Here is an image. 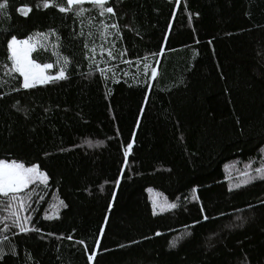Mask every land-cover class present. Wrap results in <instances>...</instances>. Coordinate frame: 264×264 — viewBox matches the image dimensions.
<instances>
[{"label":"trees","instance_id":"16d2710c","mask_svg":"<svg viewBox=\"0 0 264 264\" xmlns=\"http://www.w3.org/2000/svg\"><path fill=\"white\" fill-rule=\"evenodd\" d=\"M38 2L0 9V159L48 176L40 231L0 233V264H264V180L229 173L264 163V0H108L115 15L81 18ZM13 35L66 79L23 89ZM149 189L177 207L155 211Z\"/></svg>","mask_w":264,"mask_h":264},{"label":"snow or ice","instance_id":"6c2138e0","mask_svg":"<svg viewBox=\"0 0 264 264\" xmlns=\"http://www.w3.org/2000/svg\"><path fill=\"white\" fill-rule=\"evenodd\" d=\"M84 4H90L93 6V9L98 12L99 16H104L105 13H109L115 15L114 9L111 6H107L108 0H39L36 7L37 8H55L61 13H72L76 18H81L84 16L85 12L91 11L90 9H85L82 7ZM7 7L6 0L5 3H0V9H4ZM32 9L30 7L25 6L22 9H18L23 15H27ZM89 20L94 19V17L89 16ZM83 23V21H81ZM109 25H104V28H108ZM110 27L116 29L118 25L112 24ZM54 34V33H53ZM37 37H45L44 33H36ZM36 43L34 42L33 36H29L25 39H18L16 36H11L7 39L6 49H7V60L10 61V71L14 73H18L19 77L23 78L21 87L23 89H31L36 87L37 84H46L50 81L66 79L65 71L63 68L55 75L49 76L45 75V70L52 67L51 64L41 65L39 63L34 62V60L30 59V53L36 47ZM87 47V45H85ZM103 52V50H102ZM108 56L111 59H115L112 56L111 51L108 52ZM65 64H67V60L65 59ZM8 67V65H5ZM147 70L148 65H144ZM104 70L101 69V74L103 75ZM157 75V71L155 68L151 69V76L154 78ZM18 90V89H14ZM132 143L127 145L128 149H132ZM128 153L125 152V156ZM251 164L245 166V169L242 172V175L245 177L243 183L247 184L256 179L264 180V163H262L259 167L253 169L255 175H250L249 169L251 168ZM48 176L45 172L41 171L37 164H31L30 166H26L23 162H18L15 159H0V197L6 198L4 201L0 202V210H7L9 212L8 216L0 218V223L4 224L3 228H0V233H3L5 230L16 229L18 231H14L13 235H19L20 233L27 234L31 231L39 232L40 229L31 227V205L28 203L31 200L32 195L35 194V188L29 189L30 185H34L37 182L47 185ZM240 184H237L236 187H240ZM28 189V191H25ZM231 190V189H230ZM195 191V189H193ZM23 193V195H20ZM42 198V197H41ZM60 204L64 205V202L61 200ZM168 208H176L177 205L175 203H171L167 205ZM20 212H26L28 215L21 216ZM200 212L202 214V219L197 220L195 223L199 224L202 221H206L209 219L207 215H204V208H200ZM155 214V213H154ZM46 219H52V216L46 215ZM11 219V224L7 223V221ZM104 229L101 228L100 232L103 233ZM3 240H7L8 237L5 235L2 238ZM67 239H73L72 236H68ZM77 243H84L83 241H77ZM99 241H97V244ZM135 243V241L133 242ZM173 246L175 244L173 243ZM123 247V245H121ZM88 251L87 249H85ZM12 254L15 255V249H11ZM3 248L0 247V259L4 256ZM96 255V251L93 249L91 254L88 255L89 262L93 261Z\"/></svg>","mask_w":264,"mask_h":264},{"label":"rangeland","instance_id":"374dc122","mask_svg":"<svg viewBox=\"0 0 264 264\" xmlns=\"http://www.w3.org/2000/svg\"><path fill=\"white\" fill-rule=\"evenodd\" d=\"M34 42L37 45L36 40H34ZM32 52L30 53V57L29 58L33 60V58H32ZM52 68H53V66L51 68H49V69H46L44 74L45 75H49V76H55L57 73L56 74H52V72H51L52 71ZM90 144H92V143H90ZM244 169H245V167H242V166L241 167H236V166L233 167L232 166V167L229 168V173H232V174H235V175H239V174L242 175V172H243ZM248 171H249L250 175H252L254 173V171H253L252 168L249 169ZM46 186H45V184L40 183V182H37L36 184L29 186V189L35 188V194H33L31 200L28 201V203L31 206L33 205V198L36 199V202L37 201H41L44 198L43 195L40 196V193H42L44 191V189L46 188ZM25 191H28V189H26ZM20 195H23V193H21ZM149 196H150V200H151L150 203H152L153 208H154L155 211L161 212V211H165V210H168L169 209L167 207V205L168 204H171V203L168 202V200L166 199V197L161 192H159L157 190H154V189H149ZM57 204H58V201L56 200V198H52L51 200H49V207H50L51 210H54L56 208V205ZM31 209L32 208H30V212H31ZM19 214L21 216L28 215V213H26V212H20ZM8 215H9V212H8Z\"/></svg>","mask_w":264,"mask_h":264}]
</instances>
